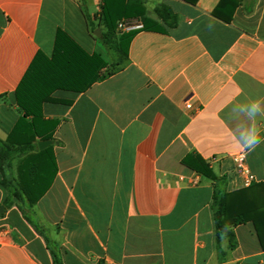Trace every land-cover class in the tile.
<instances>
[{"label":"crops","instance_id":"1","mask_svg":"<svg viewBox=\"0 0 264 264\" xmlns=\"http://www.w3.org/2000/svg\"><path fill=\"white\" fill-rule=\"evenodd\" d=\"M143 1L177 25L135 31L125 57L94 35L107 32L103 0H0V264H54L52 248L63 264H264L252 222L218 249L213 183L183 164L201 156L234 192L247 186L232 156L246 151L264 182V143L242 147L253 126L264 136V116L245 111L264 109V0ZM59 30L108 68L86 92L53 93L63 103H44L43 118L58 127L31 151L15 92Z\"/></svg>","mask_w":264,"mask_h":264},{"label":"trees","instance_id":"2","mask_svg":"<svg viewBox=\"0 0 264 264\" xmlns=\"http://www.w3.org/2000/svg\"><path fill=\"white\" fill-rule=\"evenodd\" d=\"M154 12L156 20L146 17L143 0H103L100 21L107 32L102 33L101 39L126 57L135 32L119 33L117 26L121 20L140 19L144 29L160 33H167L168 29L177 25V16L167 5L157 4ZM216 16L219 17L217 13ZM91 27L92 30L95 29L93 25ZM107 68L108 63L100 54H89L66 32L59 30L53 55L48 57L39 52L15 92L17 103L25 113L18 128L21 124H27L31 132L26 148L32 151L36 147L37 138L53 140L59 121L44 120L42 107L44 103H63L52 97L55 91L86 92L103 77V71ZM26 117H32L31 121L26 123ZM7 145L0 139V172L3 171L2 165L6 159L3 149ZM183 164L213 183L212 210L218 249L222 236H227L230 247L234 248L236 242L233 228L248 222L254 224L264 249V182H255L245 189L229 192L223 179L214 173L201 156L188 155ZM34 226L48 242L44 229ZM50 250L53 263L63 264L58 252L54 248Z\"/></svg>","mask_w":264,"mask_h":264},{"label":"built area","instance_id":"3","mask_svg":"<svg viewBox=\"0 0 264 264\" xmlns=\"http://www.w3.org/2000/svg\"><path fill=\"white\" fill-rule=\"evenodd\" d=\"M118 31L122 33H130L144 29V24L137 19H123L118 23ZM192 106L191 104H186V108L190 109ZM235 169L237 173L243 177L245 184L249 187L254 182V176L251 173L248 164H247V157L246 151H240L232 156Z\"/></svg>","mask_w":264,"mask_h":264},{"label":"clouds","instance_id":"4","mask_svg":"<svg viewBox=\"0 0 264 264\" xmlns=\"http://www.w3.org/2000/svg\"><path fill=\"white\" fill-rule=\"evenodd\" d=\"M249 119L254 120L257 115L264 116V109L257 101H253L250 106L245 109ZM264 143V136L261 135V129L253 126L249 134L243 139L242 147L248 152L254 151L258 146Z\"/></svg>","mask_w":264,"mask_h":264},{"label":"water","instance_id":"5","mask_svg":"<svg viewBox=\"0 0 264 264\" xmlns=\"http://www.w3.org/2000/svg\"><path fill=\"white\" fill-rule=\"evenodd\" d=\"M94 35H95V36H100V35H101L100 30L95 31V32H94ZM49 144H51L50 141H40V142H38V146H39L40 148H43V147H45V146H47V145H49Z\"/></svg>","mask_w":264,"mask_h":264},{"label":"rangeland","instance_id":"6","mask_svg":"<svg viewBox=\"0 0 264 264\" xmlns=\"http://www.w3.org/2000/svg\"><path fill=\"white\" fill-rule=\"evenodd\" d=\"M98 30H100V28H97L95 31H98ZM94 31V32H95ZM100 33H101V30H100ZM120 33V32H119ZM99 37V36H98ZM100 37H102V34L100 35ZM114 51H115V49H114V47H113V45H112V47H111ZM116 52V51H115ZM113 54V53H112ZM109 57H110V54H109ZM118 69V65L117 64H113L112 66H111V68H110V72H114V71H116Z\"/></svg>","mask_w":264,"mask_h":264}]
</instances>
